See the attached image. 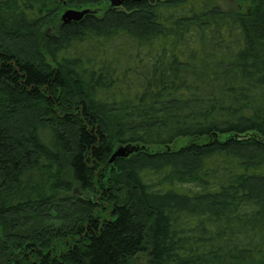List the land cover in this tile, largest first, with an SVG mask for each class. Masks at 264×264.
I'll return each instance as SVG.
<instances>
[{
  "label": "trees",
  "instance_id": "trees-1",
  "mask_svg": "<svg viewBox=\"0 0 264 264\" xmlns=\"http://www.w3.org/2000/svg\"><path fill=\"white\" fill-rule=\"evenodd\" d=\"M0 264H264V0H0Z\"/></svg>",
  "mask_w": 264,
  "mask_h": 264
},
{
  "label": "water",
  "instance_id": "water-1",
  "mask_svg": "<svg viewBox=\"0 0 264 264\" xmlns=\"http://www.w3.org/2000/svg\"><path fill=\"white\" fill-rule=\"evenodd\" d=\"M127 1H140V0H109L110 6L114 8H118L122 6ZM92 11L89 9L83 10H66L61 15V22L63 24H68L70 22H77L83 18L84 15L91 13ZM138 147H121L118 148L113 155L111 156L110 162L114 161L117 158H125L129 156L131 153L138 151ZM143 149V148H142Z\"/></svg>",
  "mask_w": 264,
  "mask_h": 264
},
{
  "label": "rangeland",
  "instance_id": "rangeland-1",
  "mask_svg": "<svg viewBox=\"0 0 264 264\" xmlns=\"http://www.w3.org/2000/svg\"><path fill=\"white\" fill-rule=\"evenodd\" d=\"M108 4V3H107ZM105 6H106V4H104ZM226 6H227V8L228 9H232V8H234V7H236V5H235V3H233V2H227L226 3ZM102 8H104L103 6H100V7H98V8H95V7H93V8H87V9H89V10H94V9H97L96 11H100ZM66 10H69V9H63L61 12H60V14H59V18H61V15L66 11ZM46 30H47V32H49V33H52L53 32V30H52V28H51V24L50 25H48L47 27H46ZM75 188H77V191L79 192V190H81L80 188H78V187H76L75 186ZM86 194H88V193H86ZM89 196H91V194L89 195Z\"/></svg>",
  "mask_w": 264,
  "mask_h": 264
}]
</instances>
